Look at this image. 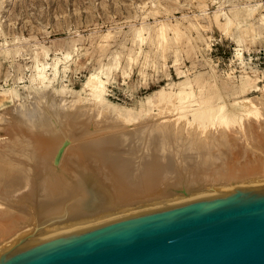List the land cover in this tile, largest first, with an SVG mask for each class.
Instances as JSON below:
<instances>
[{"label":"rangeland","instance_id":"rangeland-1","mask_svg":"<svg viewBox=\"0 0 264 264\" xmlns=\"http://www.w3.org/2000/svg\"><path fill=\"white\" fill-rule=\"evenodd\" d=\"M246 12L251 13L249 20L239 19ZM233 13L240 15L238 20ZM238 21H241L240 24ZM161 23L167 25L168 41L158 44L150 41V36H154ZM141 27H150L151 30L143 32L145 41L135 42V31ZM37 67L42 68L41 77L37 76ZM97 73L104 82L103 96L106 101L135 111L148 108L146 100L157 92V95L162 91L164 94L177 93L179 85L185 81L190 83L187 92H194L182 102L176 96L171 102L157 97L155 101L159 103L137 120L106 118L111 121L106 126L108 129L111 125L124 124L127 127L145 121L163 129L169 128L166 134H170L172 127L187 126L190 122L193 124L190 131L193 133L197 127L196 134H199L203 128L189 112L197 107L196 100L221 97L232 104L248 97L255 101L259 114L254 113L242 126L227 128L238 138L237 144L230 141L228 131L225 133L221 128L224 131L221 142L226 147L231 144H247L248 147L251 144L254 147V133L264 130V0L0 1V117L2 113L3 117H11L9 109L17 103L22 107L29 106L32 92L38 91L43 82L50 84L52 90L63 91L62 95L67 99H72L77 92L88 97L90 91L86 83L92 74ZM244 86L246 89L243 92ZM47 94L56 95L53 91ZM23 118L6 125L11 137L5 138L11 139L7 144H0V200L3 204L0 208L11 203L21 204V185L18 182L29 171L32 162L38 159L30 146L31 140H37L45 130H49L42 128V133L36 125H29L27 116ZM188 119L189 122H186ZM85 121H78L80 123L77 122L76 127L79 130L71 129L72 134L83 131L88 124L90 126V122L85 124ZM106 124L102 127L105 128ZM93 125L92 128L96 127ZM52 127L54 131L56 127ZM4 132L0 130V135L4 136ZM86 133H80V136ZM189 135H185L188 138L183 136V139L161 133L158 137L161 144L165 142L168 148L179 146L174 151L181 154L190 152L186 142ZM203 136H206V141L202 140ZM207 136L204 133L200 140L196 139L199 144L192 141L191 148L210 142L212 137ZM221 142L211 141L208 147H219ZM210 150L213 152L212 148ZM187 200L184 202L196 201ZM166 207L169 206L156 209ZM151 208L140 210L133 216L156 211L155 207ZM126 216L120 218L133 217L132 214ZM120 218L93 222L85 228Z\"/></svg>","mask_w":264,"mask_h":264},{"label":"bare ground","instance_id":"bare-ground-1","mask_svg":"<svg viewBox=\"0 0 264 264\" xmlns=\"http://www.w3.org/2000/svg\"><path fill=\"white\" fill-rule=\"evenodd\" d=\"M239 16L238 13H233L236 20ZM250 16L251 13L246 12L239 19L248 21ZM240 22L238 21L239 24ZM150 27L136 29L135 42L145 41L143 32L151 30ZM166 27V24L161 23L155 29L154 36H150V41L158 44L167 42ZM41 70L42 68L37 67L38 77L42 76ZM100 73L92 74L88 79V97H83L76 91L71 96L72 99H67L63 97V91L52 90L50 84L43 82L38 91H31L33 98L29 106L25 105L23 108L17 103L9 109L11 113L8 111L12 114L11 117H3V113L1 114L0 130L5 131V135H0V144H7L11 139L5 138L11 137V131L6 125L14 120L24 119V116H27L30 126H37L38 131L43 133V129L49 130L44 131L43 138L40 136L37 140H31L30 146L38 159L32 162L29 171L18 182L21 185V204L11 203L0 208V249L34 229L45 232L85 229L97 222H107L131 214L133 216L143 209L172 207L187 203L184 202L187 199L204 200L223 189L249 181L264 180V130L254 133V147L251 144L249 147L247 144H231L226 147L221 142L224 131L226 133L234 125L242 126L254 113L259 114L253 99L244 97L232 104L226 103L221 97L216 100L209 97L196 100L197 107L189 112L203 131L196 134V127L192 133L190 128L193 124L188 119V127H172L170 132L180 138L191 135L186 140L190 152L180 154L179 151H174L179 146L168 148V145H164L165 142L161 144L158 137L161 133L170 135L166 134L169 128L163 129L157 124L145 121L132 126L129 124L127 127L124 124L111 125L108 129L106 126L110 125L111 121L108 120L111 116L119 120H137L150 113L152 106L159 103L155 101L157 97L169 102L173 96L181 102L183 99L187 100L194 94L192 90H186L190 83H180L177 93L164 94L162 91L157 95V92L146 100L148 108L142 107L135 111L106 101L103 96L104 82L98 75ZM245 89L246 86L243 87V92ZM6 91L8 93L9 90ZM51 91L56 95L49 96L47 93ZM9 93L11 95L10 91ZM83 119H86L85 124L90 122V126L88 124L85 129L82 127L83 131L78 133L77 122ZM262 123L264 125L263 121ZM82 124L85 125L84 122ZM93 124L96 127L92 128ZM103 124H106L105 128L108 130L102 127ZM50 126H55V130ZM73 128H77L74 132L79 136L72 134ZM221 128L224 129L223 132ZM85 131L87 133L80 136ZM229 132L230 141L237 144L238 138ZM204 133L208 135L207 138H213H210V142H221L217 143L220 146L208 147L210 142L207 141V144L204 142L196 148L193 145L192 149V141L198 142L196 139L200 140L199 137ZM203 138L204 136L202 140ZM204 139L206 141V136ZM1 200L0 206L3 205Z\"/></svg>","mask_w":264,"mask_h":264},{"label":"water","instance_id":"water-1","mask_svg":"<svg viewBox=\"0 0 264 264\" xmlns=\"http://www.w3.org/2000/svg\"><path fill=\"white\" fill-rule=\"evenodd\" d=\"M0 264H264V180L81 230L34 229Z\"/></svg>","mask_w":264,"mask_h":264}]
</instances>
